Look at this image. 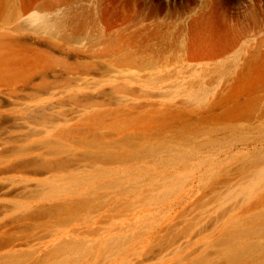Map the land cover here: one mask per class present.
I'll return each instance as SVG.
<instances>
[{
  "label": "rangeland",
  "instance_id": "374dc122",
  "mask_svg": "<svg viewBox=\"0 0 264 264\" xmlns=\"http://www.w3.org/2000/svg\"><path fill=\"white\" fill-rule=\"evenodd\" d=\"M0 36V264L263 260L264 0H0Z\"/></svg>",
  "mask_w": 264,
  "mask_h": 264
},
{
  "label": "bare ground",
  "instance_id": "6f19581e",
  "mask_svg": "<svg viewBox=\"0 0 264 264\" xmlns=\"http://www.w3.org/2000/svg\"><path fill=\"white\" fill-rule=\"evenodd\" d=\"M46 9V8H44ZM71 17H69L68 19H63L60 20L59 17L58 19L50 16V15H46V12L44 13H38L37 11H33L31 13H29L26 17H25V22L30 24V25H34L35 28H47L50 30L51 29H55V30H59L62 33V37L66 38L67 36V32L68 29H71V36L70 37H76L77 36V23H78V17H75L76 14L70 15ZM87 21H91V14L86 15L85 18L80 19V23H84ZM91 24H93L91 22ZM79 25V24H78ZM77 27V28H76ZM1 37V36H0ZM64 41V40H63ZM262 221V224L264 225V214L261 215L260 218ZM259 228V227H258ZM262 229V228H259ZM249 230H235L232 232V235L234 236V238H240L243 237L244 235H246L248 233ZM246 246H244V249H241L238 253L236 254H229V259L233 260V261H240V262H248L246 264H264V256H263V260L260 261H254V256L255 254H252V252L254 250H248V245L245 244ZM249 245H254V247L256 248H260L262 247L261 244H252L250 243ZM256 250V249H255ZM256 260V259H255Z\"/></svg>",
  "mask_w": 264,
  "mask_h": 264
}]
</instances>
